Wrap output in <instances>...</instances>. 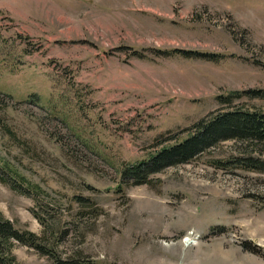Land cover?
I'll list each match as a JSON object with an SVG mask.
<instances>
[{
	"label": "rangeland",
	"instance_id": "rangeland-1",
	"mask_svg": "<svg viewBox=\"0 0 264 264\" xmlns=\"http://www.w3.org/2000/svg\"><path fill=\"white\" fill-rule=\"evenodd\" d=\"M249 89L264 0H0V211L42 242L0 264H264V142L122 175Z\"/></svg>",
	"mask_w": 264,
	"mask_h": 264
},
{
	"label": "trees",
	"instance_id": "trees-1",
	"mask_svg": "<svg viewBox=\"0 0 264 264\" xmlns=\"http://www.w3.org/2000/svg\"><path fill=\"white\" fill-rule=\"evenodd\" d=\"M248 93L264 97L262 89L236 90L219 96L222 103L229 105L228 108L215 110L204 116L188 129L187 135L178 137L173 143L161 147L148 159L125 165L122 170L123 178L139 184L148 183L151 173L161 171L170 165L189 162L200 152L227 138L264 142V110L233 106L234 98ZM244 165L264 172V159L250 158ZM12 239L37 248L42 244L38 235L15 227L14 223L0 211V249L2 243H8L10 246ZM9 251L11 252L10 249ZM51 254L56 259L55 264H89L79 262L75 258L62 259L55 250H52Z\"/></svg>",
	"mask_w": 264,
	"mask_h": 264
}]
</instances>
